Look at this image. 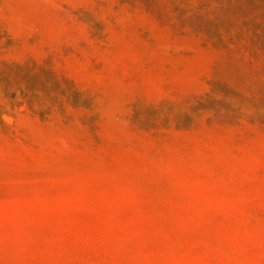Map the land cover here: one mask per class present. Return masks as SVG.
<instances>
[{
  "label": "rangeland",
  "instance_id": "obj_1",
  "mask_svg": "<svg viewBox=\"0 0 264 264\" xmlns=\"http://www.w3.org/2000/svg\"><path fill=\"white\" fill-rule=\"evenodd\" d=\"M0 264H264V0H0Z\"/></svg>",
  "mask_w": 264,
  "mask_h": 264
}]
</instances>
